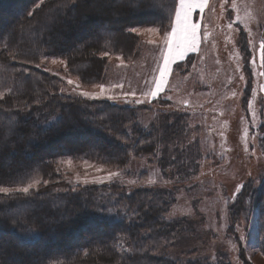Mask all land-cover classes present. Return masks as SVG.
<instances>
[{
    "label": "trees",
    "instance_id": "trees-1",
    "mask_svg": "<svg viewBox=\"0 0 264 264\" xmlns=\"http://www.w3.org/2000/svg\"><path fill=\"white\" fill-rule=\"evenodd\" d=\"M173 3L0 0V187L49 181L28 194L0 193V264H213L184 256L200 248L199 231L198 242L183 245L193 248L189 253H171L188 225L166 218L172 189L69 185L57 170L66 158L122 170L133 159L151 158L170 169L171 179L188 181L198 149L185 116L170 113L146 127L139 113L148 108L61 93L64 81L37 67L61 59L81 85L103 83L110 59L138 56L139 37L128 29L164 30ZM229 208L236 219L254 213L264 257V175L250 179Z\"/></svg>",
    "mask_w": 264,
    "mask_h": 264
},
{
    "label": "rangeland",
    "instance_id": "rangeland-1",
    "mask_svg": "<svg viewBox=\"0 0 264 264\" xmlns=\"http://www.w3.org/2000/svg\"><path fill=\"white\" fill-rule=\"evenodd\" d=\"M222 3L224 0H209L204 18L200 20L197 17L202 33L199 51L173 65L165 93L151 103L139 105L124 102L122 96L114 101L148 108L139 113V122L146 127L158 125L162 116L170 113L185 116L183 120L189 130V142L198 149L193 162L197 170L188 181H180L176 177L171 179L170 169L162 170L161 165L153 163L151 158L133 159L124 170L66 158L59 161L57 170L60 179L69 185L117 183L123 184L128 191L139 187L172 189L173 202L166 218L170 221L185 219L188 223L186 236L184 233L171 250L173 255L189 253L193 248L187 250L183 245L197 241L199 231L203 237L200 248L198 244L199 249L184 255L186 258L191 260L198 256L213 264H219L220 260L230 264H264V257L258 252L260 239L254 213L252 216L239 214L236 219L229 208L237 195L245 191L250 179L264 175V147L261 142L264 136V91L260 87L264 85V76L259 75L264 72V67L260 65L258 51L260 41L264 39V0H235L236 10L232 8L233 0H227L223 8ZM229 22L233 24L231 29L228 28ZM144 28L147 26L138 29ZM205 30L206 36L203 35ZM162 33L163 30L160 35ZM137 36L140 40L138 56L128 61L110 59L103 83L120 82L124 84L125 91L139 92L144 81L151 78L159 51L148 41L158 39V36L148 32ZM253 58L255 65L250 62ZM52 60L41 61L38 68L61 78L65 83L64 94L98 91L81 85L72 92L73 86L68 85L67 80L77 81L76 78L67 75L64 60L60 63L61 59H56V64ZM168 119L173 121L172 116ZM190 163L181 161L185 165ZM97 168L103 171L98 172ZM109 172H118L119 175L109 180ZM77 174L80 182L76 180ZM94 177L102 182L94 183ZM85 179L88 183L83 182ZM239 185L243 187L237 192ZM244 204V209L250 211V203L245 201ZM237 224L241 229L239 232L235 230ZM241 235H244V240H239Z\"/></svg>",
    "mask_w": 264,
    "mask_h": 264
},
{
    "label": "snow or ice",
    "instance_id": "snow-or-ice-1",
    "mask_svg": "<svg viewBox=\"0 0 264 264\" xmlns=\"http://www.w3.org/2000/svg\"><path fill=\"white\" fill-rule=\"evenodd\" d=\"M43 3V0H41ZM227 3V0H224V3L221 4V8L224 7V4ZM209 6V0H174V3L171 6V12L169 15V24L164 28L162 35L161 28L158 27H147L144 29H138L135 27L129 28L128 31L136 33L137 35H142L144 32L157 34L158 39L149 40L148 43L155 45L159 51V59L156 62L155 67L151 71V78L144 81L143 87L137 91L133 90H124V84L120 82L106 84V83H93L91 87L98 91H85L81 90L78 92V95L86 99H99L104 98L109 101H115L120 96L124 98V102L129 104H143L151 103L153 100H156L161 96L162 93H165V90L168 86L169 77L173 74V65L177 64L178 61H182L185 58L189 57L190 53H196L199 51L202 33H201V23L197 20V17L202 20L204 18L205 9ZM233 10H236V3L233 0L232 3ZM214 11V9H213ZM236 19L239 21L240 17L237 16ZM228 28H233V24L229 22ZM204 36L207 35L205 30ZM251 41L249 44L251 45ZM259 57L260 65L264 67V39L260 41L259 44ZM108 52L102 53V56H108ZM118 59H121L118 57ZM255 65V58L250 61ZM53 64L57 63L56 59L52 60ZM64 63V61H60ZM39 67V65H37ZM195 67V65H193ZM47 71V69H45ZM259 75L264 76V72H260ZM243 79V77H240ZM67 84L73 86L72 92H76L77 89L81 88V84L72 79L67 80ZM261 90L264 91V85H261ZM116 90H119L117 93ZM61 93L64 92V89H60ZM235 95V93H233ZM142 97V98H141ZM167 99L171 100V96H166ZM185 104L188 102L185 101ZM251 107V105H249ZM255 114L253 113V116ZM72 161L69 160L68 164L71 165ZM87 163V161H85ZM96 171H103L101 168H97ZM118 172H109L107 178L110 180L112 177L118 176ZM77 182H80V176H76ZM48 180H42L41 178H33L25 186L17 187L15 189L9 187H0V193L5 195H12L13 192L28 194L30 190L36 189L42 183L47 184ZM84 183H88V180L85 179ZM93 182H102L100 178H93ZM130 183H135V181H130ZM243 185H239L236 189L238 192ZM235 195V193H234ZM261 227L264 228V224H261ZM237 232L241 231L239 224L236 225ZM244 235L239 237V240H244ZM235 248L236 245L233 244Z\"/></svg>",
    "mask_w": 264,
    "mask_h": 264
}]
</instances>
